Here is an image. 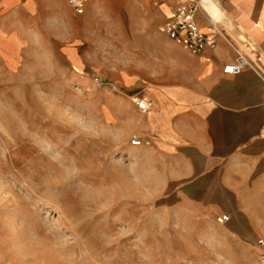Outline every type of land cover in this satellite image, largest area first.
Wrapping results in <instances>:
<instances>
[{"label": "rangeland", "instance_id": "1", "mask_svg": "<svg viewBox=\"0 0 264 264\" xmlns=\"http://www.w3.org/2000/svg\"><path fill=\"white\" fill-rule=\"evenodd\" d=\"M45 1L44 22L11 46L14 65L0 56V264H259L132 144L141 95L117 82L132 65L124 44L141 38L131 24L97 22L86 37L69 0L55 21Z\"/></svg>", "mask_w": 264, "mask_h": 264}, {"label": "crops", "instance_id": "2", "mask_svg": "<svg viewBox=\"0 0 264 264\" xmlns=\"http://www.w3.org/2000/svg\"><path fill=\"white\" fill-rule=\"evenodd\" d=\"M48 1L55 21L60 9L56 0ZM194 1L87 0L74 20L84 22L90 32L86 37H92L95 23L114 20H127L141 37L124 44L132 65H119L117 80L129 96L140 94L153 102L148 111L134 105L135 134L154 155L165 189L184 204L217 214L230 248L241 254L256 248L259 263L264 242V0H198V24L216 39L215 47L200 56L161 30L178 4ZM45 2L0 0V56L9 66L15 63L11 46L22 45L23 33L44 22ZM66 10H73L69 3ZM71 50L70 59L81 72V56ZM239 59L246 62L242 72L225 74L224 67ZM104 114L110 118L107 107Z\"/></svg>", "mask_w": 264, "mask_h": 264}, {"label": "built area", "instance_id": "3", "mask_svg": "<svg viewBox=\"0 0 264 264\" xmlns=\"http://www.w3.org/2000/svg\"><path fill=\"white\" fill-rule=\"evenodd\" d=\"M86 2L87 0H69L73 11L79 15L84 13ZM201 8V2L198 0L180 3L161 28L171 39L180 42L188 52L196 56L202 55L206 48H214L216 45V39L209 37L198 24L196 18ZM245 65V60L239 59L224 67L223 71L225 74L236 75L242 72ZM134 101L142 111H148L153 106V102L145 97H137ZM132 144L140 146L142 140L136 137ZM223 219H228V216L223 215ZM260 249L259 263L264 264V242L260 243Z\"/></svg>", "mask_w": 264, "mask_h": 264}]
</instances>
